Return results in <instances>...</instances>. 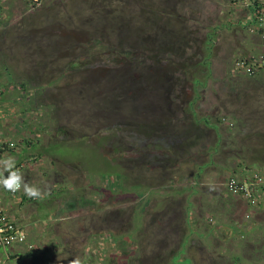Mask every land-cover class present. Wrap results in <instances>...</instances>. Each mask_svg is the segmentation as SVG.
<instances>
[{
	"label": "rangeland",
	"instance_id": "1",
	"mask_svg": "<svg viewBox=\"0 0 264 264\" xmlns=\"http://www.w3.org/2000/svg\"><path fill=\"white\" fill-rule=\"evenodd\" d=\"M249 3L0 0V134L15 144L10 152L17 144L23 151L22 137L39 138L26 157L44 152L36 168L76 194L75 219H64L75 230L72 236L62 230L60 243L75 247L64 248L53 264L74 258L80 264H264V207L247 209V199L230 193L222 176L251 157L232 156L238 140L215 121L237 103L233 94L246 104L264 98V75L235 69L237 60L264 54L253 24L241 28L253 18ZM206 57L211 77L191 104L192 75L203 78L206 70L196 65ZM240 88L245 93H236ZM206 163L195 180L194 169ZM138 183L151 190L161 185L165 193L185 185L186 195L204 184L198 190L210 195L193 198L191 206L185 194L162 197L160 204L138 195ZM245 183L255 192L254 183ZM69 191L61 202L71 200ZM101 233L110 243L104 251ZM23 245L0 246V264H14L8 252Z\"/></svg>",
	"mask_w": 264,
	"mask_h": 264
},
{
	"label": "crops",
	"instance_id": "2",
	"mask_svg": "<svg viewBox=\"0 0 264 264\" xmlns=\"http://www.w3.org/2000/svg\"><path fill=\"white\" fill-rule=\"evenodd\" d=\"M250 22L251 19L242 21L243 24L241 28L246 27L247 30H249ZM255 35L256 34H254V36ZM260 56L261 55H259L258 57ZM261 74L264 75V66H262L254 76H259ZM248 90H253V92L257 93L260 92L258 87H252ZM233 93L235 92L233 91ZM236 93L245 92L243 91V88H240ZM233 101H237V103H233V109L230 108L227 102V105L223 103V107H226L227 109L230 108V110L226 111L225 113V117L229 119L230 123L223 122L222 120L217 123H220L224 126V134H231V139L238 140L235 141V149L237 153L233 154L232 156L235 155L234 157L236 158H239L238 156L251 157V159L250 161H248V163H242V166H240V168L238 169L233 170V172H229L228 168H224L222 176L224 174V182L227 181L230 176L234 175L236 178L240 179V181L254 183L255 196L257 199L256 206L249 205L247 201H244L246 202L247 209L250 210L251 208H254V210L258 212L264 207V98H254L253 101L246 104L244 96L233 94L232 102ZM207 116L210 117V115ZM205 123L204 126H206L208 130H211V126L208 127L209 125H211V121L205 120ZM225 124H228L227 128H225ZM212 127H214L216 132L220 131L216 129L215 125H212ZM218 136L220 135L218 134ZM25 137H22L21 139L23 151H21V147H19V144H17V148L15 151L10 152V150H7L6 157L11 156L15 159L16 169H18L24 175L25 180H27L30 185H35L39 188H48V190L43 193L42 199H33L25 196L23 189L19 191L18 195H11L0 191V203L1 206H3V212H7L9 217L13 219L12 221H14V223H16L27 236V243L19 247V250L17 252H14V254L9 251L8 258L10 260L9 262H15L14 264H16L17 262H21L22 260H24L27 264H53L55 261V256H57V254H60L62 252L66 253L64 248H66L67 250V248H70L72 245L75 247V244L71 241L67 242L64 246L60 243L62 241V238H65L62 230L67 231L66 234L69 235L73 230H75V224L69 227L68 221H65L64 219L65 215H67L69 219H75L76 194L72 189V185L64 184V182L60 183L55 178L53 179L54 183H49L48 180H46V177L48 176L46 174V171H39V169L36 168V166L41 165L42 161H45L46 156L43 154L44 152H39L37 154V158L35 156L34 158H31V156L26 157V153H28L31 148H34L39 144V138L32 137L28 139ZM3 138L6 139L3 134H0V139ZM225 145L226 143L223 142L221 150L224 149ZM0 153H2L0 157L6 154L4 152ZM21 153H23V155ZM207 166L209 165H207L206 163L200 165L198 169H194L195 180H201L200 177L205 175V169L207 168ZM255 174L261 176L263 183H258L254 179ZM154 176H151L150 179L153 180ZM39 177H41L42 179L40 178L39 180ZM122 177L124 179L123 175ZM148 180L149 178L146 179V181ZM178 181H180V179ZM208 183L210 184L211 181H208ZM135 186H138V195L141 194L143 196H146L147 201L151 199L152 201H154V203L160 204L162 201V197L170 198L176 194H185V191L184 193H181V190L185 189V185H183L184 188H181L178 192L176 190L172 191L173 193L162 192L164 188H162L161 185L152 187L153 190H151V188L147 185H144V183H138L135 184ZM199 186L204 187L205 185H194L192 186V189L187 193V195L185 194L187 204H189L190 206L192 204H195L192 201L193 198L194 200H196L197 197L207 200V196L210 195L209 193H206V195L205 193H201L198 190ZM57 189H59V191H57ZM66 189L70 190L69 192H67V194H70L69 198H71V200L61 202L60 200L64 199L62 197L64 196L63 190L65 191ZM249 210L247 213H249ZM38 221L40 223H38L37 225L36 222ZM103 234L104 233L98 235V246L99 248L101 247V251H104V249H106L103 245H105L106 247L110 244L107 241L106 236ZM120 236H123V233ZM120 243L122 246H127L124 240H120Z\"/></svg>",
	"mask_w": 264,
	"mask_h": 264
},
{
	"label": "built area",
	"instance_id": "3",
	"mask_svg": "<svg viewBox=\"0 0 264 264\" xmlns=\"http://www.w3.org/2000/svg\"><path fill=\"white\" fill-rule=\"evenodd\" d=\"M258 5V18L256 21V25L254 26V30L257 35L264 41V0H254ZM252 0L251 4H254ZM2 18V6H0V23ZM263 56L256 59L252 58L250 60L241 59L236 62L237 68L246 72L248 75H255L256 71L262 66ZM264 64V61H263ZM15 147V144L11 141H6L5 139H0V152H4L6 150H10ZM7 174H5L6 176ZM257 178V182L261 183L262 179ZM227 190L234 194L239 195L247 199V202L250 205H256L257 199L255 196V192L253 190L254 186L251 183L238 182L236 179L231 178L226 182ZM3 190V189H2ZM7 194L17 195V192H7ZM26 235L23 231H21L15 224H13L9 218L5 215L3 210H0V243L2 245H11L15 243H26L25 242Z\"/></svg>",
	"mask_w": 264,
	"mask_h": 264
},
{
	"label": "clouds",
	"instance_id": "4",
	"mask_svg": "<svg viewBox=\"0 0 264 264\" xmlns=\"http://www.w3.org/2000/svg\"><path fill=\"white\" fill-rule=\"evenodd\" d=\"M13 157H0V189L15 193L23 189L24 195L33 199H42L43 194L38 186L30 185L24 175L15 167ZM5 173L7 175L5 176ZM66 258V257H65ZM69 264H80L78 258L72 259Z\"/></svg>",
	"mask_w": 264,
	"mask_h": 264
},
{
	"label": "trees",
	"instance_id": "5",
	"mask_svg": "<svg viewBox=\"0 0 264 264\" xmlns=\"http://www.w3.org/2000/svg\"><path fill=\"white\" fill-rule=\"evenodd\" d=\"M33 1V0H32ZM40 0H36V2H39ZM250 3V5H251V9H250V11L252 12V14H253V18L251 19V22H250V25L251 24H253V26H255L256 25V21H257V18H258V5L256 4V2L254 1V4L252 3L251 4V2H252V0H248ZM229 24H231V23H229ZM214 33L213 32H211V33H209V34H207V36H206V44L207 45H211V44H213L214 43ZM258 38H260V37H258ZM212 47V46H211ZM210 49V48H209ZM211 50V49H210ZM252 58H254V57H250L249 59H246V60H250V59H252ZM238 61V60H237ZM236 61V62H237ZM198 65H199V67H198ZM197 66V68H202V71L201 72H204L205 70H206V73L204 72L203 74V78H200L199 76H197L196 74H194V75H192V84H193V92H194V95H193V100L191 101V104H194V101H196V99L199 97V92H198V87H199V85H202V86H205L206 85V83H205V81L204 80H206L207 78H210L211 77V68H210V62L208 61V57H206V58H204L203 59V61H200V63L199 64H197L196 65ZM235 69H236V71L237 72H242V70L241 69H239V68H237V66H235ZM167 73H162V77H167ZM190 106H192V105H190ZM192 110V109H191ZM195 117V116H194ZM227 118H225V117H223L222 118V121H225ZM201 120H203V121H208L209 119H207L206 117H204V118H202ZM215 121L216 122H219V121H221V118L220 117H217L216 116V119H215ZM199 123V120L198 121H196L195 122V124L196 125H199L198 124ZM207 123V122H206ZM205 123V124H206ZM229 179V178H228ZM227 179V180H228ZM250 205V204H249ZM10 220V219H9ZM11 221V220H10ZM13 224H15L13 221H11ZM16 225V224H15ZM0 246H2V244L0 243ZM4 246V245H3ZM6 247V246H5Z\"/></svg>",
	"mask_w": 264,
	"mask_h": 264
}]
</instances>
